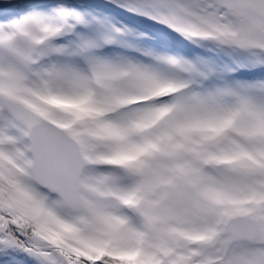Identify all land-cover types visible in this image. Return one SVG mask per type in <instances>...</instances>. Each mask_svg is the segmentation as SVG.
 Segmentation results:
<instances>
[{
	"label": "snow or ice",
	"instance_id": "snow-or-ice-1",
	"mask_svg": "<svg viewBox=\"0 0 264 264\" xmlns=\"http://www.w3.org/2000/svg\"><path fill=\"white\" fill-rule=\"evenodd\" d=\"M0 264H264V0H0Z\"/></svg>",
	"mask_w": 264,
	"mask_h": 264
}]
</instances>
